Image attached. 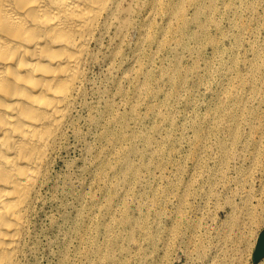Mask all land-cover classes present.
Masks as SVG:
<instances>
[{"label":"rangeland","instance_id":"374dc122","mask_svg":"<svg viewBox=\"0 0 264 264\" xmlns=\"http://www.w3.org/2000/svg\"><path fill=\"white\" fill-rule=\"evenodd\" d=\"M255 21L253 32L238 45L220 36L221 32L230 33L226 22L221 23V31L208 33L221 44L223 61L229 59V52L236 56L237 71L242 74L252 60L250 43L255 38L264 39V12L257 14ZM162 24L160 19L156 21L157 26ZM136 38L134 30L126 35L113 69L95 66L90 75L95 87L92 106L81 111L78 135L53 163L43 202L33 219L24 264H244L248 254L249 264H264V254L253 260L264 232V98L243 101L242 107L254 112L249 115L244 111L243 123L227 121L213 130L214 122L205 118L222 102L223 90L204 76L205 66L212 62L208 45L198 59L184 54L182 68L199 72L189 73L174 108L163 111L171 117L172 127L154 115L147 116L145 107L141 108L140 130L151 135L152 143L136 146L139 153L130 157L138 170L136 177L129 183L121 178L119 183L109 169L104 175L106 169L101 172L99 162H109L113 149L100 136L105 129H117L103 114L106 104L127 115L124 132L132 130L129 108L117 105L122 93L133 98L137 86L135 80L121 82L126 68L121 70V65L128 63ZM143 51L157 50L146 46ZM172 56L171 52H160L157 62ZM151 88L160 95L148 106L157 107L170 87L160 81ZM131 102L140 104L142 100ZM191 124L198 125V131L193 132ZM159 126V132L154 133ZM231 126L236 132L229 131ZM220 141L225 149L220 148ZM165 195L168 198L163 202ZM124 214L127 222L122 224ZM238 220L245 223L251 246L235 238L238 226H224ZM108 226L111 229L106 232ZM227 228L234 231L231 240L235 241H228L221 249L220 239ZM106 252L111 258L103 256Z\"/></svg>","mask_w":264,"mask_h":264},{"label":"bare ground","instance_id":"6f19581e","mask_svg":"<svg viewBox=\"0 0 264 264\" xmlns=\"http://www.w3.org/2000/svg\"><path fill=\"white\" fill-rule=\"evenodd\" d=\"M260 12H264V0H0V264H24L33 219L43 202L53 163L78 135L81 111L92 106L95 87L90 75L95 66L105 65L107 71L115 67L119 48L130 31L134 30L137 38L128 63L121 65V70L126 67L121 82L135 80L137 86L133 98L122 93L117 107L129 108L132 130L124 132L128 116L108 103L103 114L117 129H105L100 136L113 149L109 162H99L101 172L106 169L104 175L109 169L119 183L121 178L129 183L137 175L130 159L139 153L136 146L152 143L151 135L140 130L141 108L145 107L147 116L173 126L163 111L174 108L189 73L199 72L182 68L184 54L198 59L206 45L212 50V62L203 73L223 90L222 102L205 118L214 122L213 130L227 121L243 123L244 111L254 113L242 103L264 98V39L250 43L252 60L242 74L237 71L236 56L229 52V59L223 61L221 44L208 33L221 31V23L226 22L230 33L221 32L220 36L238 45L253 32ZM158 19L162 26L156 25ZM261 26L264 29V22ZM146 46L157 51L145 53ZM163 51L173 56L158 63ZM150 65L155 68L147 69ZM160 81L170 91L159 106L149 107L148 102L160 95L151 86ZM115 83L120 95L119 83ZM131 99L142 102L135 104ZM190 127L198 131V125ZM229 131L236 129L231 126ZM126 143L127 148L122 146ZM224 144L219 142L221 149L226 148ZM191 157L197 158L196 154ZM167 198L165 195L163 202ZM125 215L122 224L127 222ZM250 221L254 224L253 215ZM230 225L238 226L235 238L251 246L245 223L224 224ZM110 229L108 226L106 232ZM233 232L224 231L221 249ZM103 256L109 259L111 253ZM249 256L242 258L244 264H249Z\"/></svg>","mask_w":264,"mask_h":264},{"label":"water","instance_id":"95a60500","mask_svg":"<svg viewBox=\"0 0 264 264\" xmlns=\"http://www.w3.org/2000/svg\"><path fill=\"white\" fill-rule=\"evenodd\" d=\"M264 254V232L261 234L257 246L255 247V251L253 253V260H258Z\"/></svg>","mask_w":264,"mask_h":264}]
</instances>
